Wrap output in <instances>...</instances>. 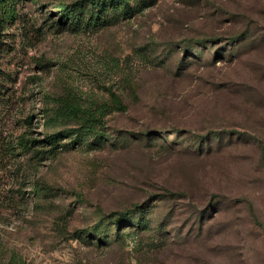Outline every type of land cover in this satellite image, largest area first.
Masks as SVG:
<instances>
[{
    "label": "rangeland",
    "instance_id": "374dc122",
    "mask_svg": "<svg viewBox=\"0 0 264 264\" xmlns=\"http://www.w3.org/2000/svg\"><path fill=\"white\" fill-rule=\"evenodd\" d=\"M0 86V264H264V0H0Z\"/></svg>",
    "mask_w": 264,
    "mask_h": 264
},
{
    "label": "trees",
    "instance_id": "16d2710c",
    "mask_svg": "<svg viewBox=\"0 0 264 264\" xmlns=\"http://www.w3.org/2000/svg\"><path fill=\"white\" fill-rule=\"evenodd\" d=\"M63 12H64V14H67V15H73V14H76L75 12H73V11H71L70 10V7H67V6H65L64 8H63ZM243 34H245L244 32H243ZM241 38H244V37H241ZM249 87H248V83H241V86H237L236 84H235V82L234 83H229V84H222L221 85V93H223L224 95H226V94H235V95H237L238 96V98H243V99H239L240 101H241V107H243L245 104H246V101H249V102H252L251 100H250V98L249 97H251L250 96V94H249ZM2 91V88H1V86H0V92ZM226 93V94H225ZM227 96V95H226ZM114 97H115V99L119 102V103H121V99H120V97L119 96H116V95H114ZM229 97V96H228ZM246 97V98H245ZM245 98V99H244ZM228 101V100H227ZM250 104V103H249ZM248 105V104H247ZM221 128H223V125H221ZM230 130V129H229ZM222 133H226V134H229V135H227V136H229L230 138H229V140L230 141H228L227 142V144L225 145L224 143H221L220 144V147L219 148H224L225 150H223V151H221V152H225L227 149H229L232 145H233V139H234V137H233V134H232V131L231 132H227V131H219V132H215V134L213 135V137H221V135H222ZM235 134V133H234ZM227 136H226V138H227ZM236 136V135H235ZM52 137L53 136H45L44 137V140H45V142H50L51 140H52ZM212 137V136H211ZM221 140H223V139H221ZM245 141V137H243L242 135H240V138H237V141H236V143L238 144V143H243L244 141ZM245 143H246V141H245ZM19 145H22V146H25L24 144H23V142H21V141H19V143H18ZM216 198H217V200H219V203H224V202H231V201H233V199L231 198V197H229V196H227V195H225V194H222V193H219L218 195H216ZM236 198H240L241 200H242V202L244 201V202H246L247 204H249L250 205V207H251V209H252V211H253V205H252V202H251V200L248 198V197H246L245 195H237V197Z\"/></svg>",
    "mask_w": 264,
    "mask_h": 264
}]
</instances>
